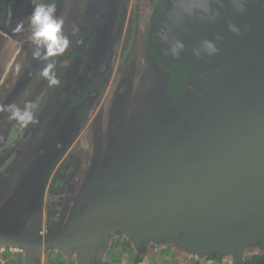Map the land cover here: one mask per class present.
<instances>
[{
    "label": "rangeland",
    "instance_id": "1",
    "mask_svg": "<svg viewBox=\"0 0 264 264\" xmlns=\"http://www.w3.org/2000/svg\"><path fill=\"white\" fill-rule=\"evenodd\" d=\"M155 1L0 0V25L3 27L0 29V107L16 104L23 109L26 103L33 102L37 105L35 114L38 119L37 124L24 128L10 119L9 112L0 111V230L31 238L59 234L91 208L138 182L155 163L158 156L153 154L151 146L152 128H157L161 137L167 130L168 118H172L156 105L162 102L161 84L165 77H158L155 64L147 57L152 44L150 35ZM52 2L56 4V16L64 22L62 31L69 38L70 45L62 55L40 60L33 55L36 46L30 39V16L36 4ZM255 14L257 19L251 29L255 38L254 53L264 54V45L260 44L264 36L263 20L258 11ZM170 21V26L179 27L178 21L172 22L171 17ZM21 23L23 27L17 31V25ZM74 27L78 29L75 33ZM166 34L163 31L160 34L164 56L177 60L171 54V47L178 35L185 38L183 27L182 30L174 28L167 41L163 39ZM95 58L99 62L97 68H103L93 80L99 96L89 107L87 102L84 105L86 113L83 107L80 114L84 112L85 116L78 117V107L75 110L67 108L65 100L68 91L76 89L72 86L81 83L88 63ZM53 61L60 84L49 87L41 72L47 63ZM260 72L264 77V67ZM129 85L143 90L134 89L131 93ZM259 98L263 96L257 95L256 101ZM119 101L123 104L117 106ZM124 102L127 105L120 111ZM127 107L130 108L128 113ZM88 109L94 113L88 115ZM95 111H98L97 115H94ZM211 111L206 123L208 127L201 131L207 136V143L209 140L214 142L211 138L217 135L215 129L209 128L217 114V110ZM161 116L167 120L158 126L155 121ZM120 123L122 125L115 131V125ZM112 124L113 130L108 133ZM220 130L223 131L221 125ZM187 154L184 152L186 158ZM60 156L61 160L52 170L48 182L44 183L54 161ZM247 158L236 157L222 161V164L229 166L234 178L240 177L242 170L234 168V163L241 159L245 164ZM245 167L255 171L250 163ZM182 174L165 165L157 184ZM161 184L154 188V193H161ZM127 212L126 209L124 215ZM238 212L239 216L242 211ZM234 218L229 212L224 220ZM245 218L250 219L249 223L254 221L249 224L251 231L248 235L245 233L246 236L235 240L221 238L220 246L229 245L232 253H240L249 249L253 241H262L264 217L245 215ZM106 219L111 225L117 222L113 217H104L94 224L106 222ZM238 222L221 223L216 230L223 232L222 237L231 231L238 234ZM168 241L148 240L147 253L141 264L157 261V254H152L158 246L166 253ZM138 244V240L109 234L81 242L67 249L69 251L21 252L16 248L2 251L0 247V264L2 261L5 264H35V257L42 255L46 256L45 264H94L95 259L97 264H133ZM84 249L88 250L89 256ZM251 250L245 254L246 259L252 256ZM258 251L261 254L257 255L264 254L263 250ZM38 264H41L39 260Z\"/></svg>",
    "mask_w": 264,
    "mask_h": 264
},
{
    "label": "flooded vegetation",
    "instance_id": "2",
    "mask_svg": "<svg viewBox=\"0 0 264 264\" xmlns=\"http://www.w3.org/2000/svg\"><path fill=\"white\" fill-rule=\"evenodd\" d=\"M220 1V0H219ZM227 0L220 1L221 4L226 3ZM246 11L241 13L237 10V7L232 4L231 9L228 13L223 12L220 9H214L220 11L224 18L227 19L230 17V14H234V25L242 31V36L239 39V42L247 47L248 53L243 55L245 60V69L238 70L234 73L231 72L229 67H224L222 69H218L215 71H208L202 73L199 77H197V65H196V56L193 51V47L195 45L196 34L193 32V29L197 26L198 19L197 17H192V21L188 22L187 25L185 22H179V30H182L186 35L185 38L178 35V39L184 44V49L179 53V59H194L193 62V71H188L187 74H192L193 79L190 80L186 86L185 90V104L181 107L180 103H175L173 98H170L167 95L166 81L171 76L169 71L162 70L157 61H154L151 57V51L155 47V43L153 42L154 37L151 36L154 30V21L152 22L151 28V46L148 49V59L155 64L156 73L158 77H165V81L162 82V102H157L156 105L159 108H163L166 113L172 116V118H168L169 123L167 125V130L161 134L157 133V128H152L151 135V146L153 150V154L158 156L156 161L164 155L167 150L178 141L183 134L188 133L195 129L201 121L202 111L205 105V102L208 97L213 95H218L226 100H228L237 110L246 112V113H257L264 111V77L261 76L260 69L264 67V54H255L253 42L255 41L251 29L256 22L257 16L256 12L258 11L262 17L261 22L264 25V0H247L245 4ZM254 9L253 11H251ZM214 10L211 12L209 10L206 15H212ZM201 14V13H199ZM198 14V15H199ZM205 14V13H202ZM249 24V25H248ZM163 31V30H162ZM189 32V34H188ZM176 38V39H177ZM260 44L264 45V36L260 39ZM161 46V44L159 45ZM163 59L170 60L165 57V53L162 50ZM190 51L192 53H190ZM172 62V60H170ZM191 66V65H190ZM97 74V73H96ZM95 77V76H94ZM262 77V78H260ZM94 80V78H93ZM92 85L93 84V81ZM130 86V91L134 89L140 91L142 88L132 87ZM72 88H76L73 90L74 92L78 90V86H72ZM96 94L91 96L87 101L89 103L88 107L91 104H94L93 99L98 95L99 91L96 86H93ZM72 91V90H71ZM260 95L263 98H259L256 101V96ZM92 101V102H91ZM122 101V100H121ZM121 101L117 103L119 106L123 104ZM121 102V103H120ZM127 102H124L120 111L125 108ZM127 113L130 111V108L127 107ZM217 110L216 118L213 119L210 123L214 122L210 129H215V135L211 139L215 142L209 140L207 143V136H203L201 131L203 132L208 126V118L210 117L212 110ZM98 111H95L94 115H97ZM94 110L89 111L88 115L93 114ZM116 114V110L114 112ZM175 114L177 118H175ZM232 118V119H231ZM87 119V118H86ZM231 119V120H230ZM154 120V118H153ZM167 119L162 116L159 117L155 123L156 125H160L162 121H166ZM231 122H228V121ZM182 121V122H181ZM116 122V121H115ZM217 122V123H216ZM115 124V123H114ZM114 124L108 127L107 132H112ZM235 124V125H233ZM122 123L115 125V131L120 128ZM220 125L223 126V131L220 130ZM225 125V126H224ZM230 125H233L229 128ZM141 126V123L139 124ZM157 127V126H156ZM110 135V134H109ZM113 135V133H111ZM105 136H108L105 133ZM203 136V137H201ZM202 140L200 144H197L199 140ZM121 140V139H120ZM205 140V141H203ZM184 152H188L189 155L187 158L184 156ZM199 152L200 156L209 162L218 161L219 159H224L223 161L233 160L236 157L246 158L248 157V162L250 166L255 169V171L249 170L247 166L249 163H243V160L239 159L235 161L236 166H238L242 170V174L233 177L234 174H231V179L227 181V183H218L215 186V191L210 185H207L205 188H212L210 191L204 190L203 187L200 188V197H208L212 195H230L232 197H236L243 202L248 203L252 208H262L264 207V117H250L243 116L234 111H232L226 104L222 102H212L206 107V112L204 114V123L201 129L197 134L193 135L188 141L183 143L175 152V154L166 162L165 165H168L172 171H181L182 175H174V177H186L189 178V157L195 155ZM183 155V156H180ZM252 158V159H251ZM251 160V161H250ZM155 161V163H156ZM154 163V164H155ZM153 164V165H154ZM152 165V166H153ZM163 166V168L165 167ZM151 166V167H152ZM161 169V171L163 170ZM224 170L230 172L227 169V166L223 167ZM150 170V169H149ZM148 170V171H149ZM148 171L142 176V178L148 173ZM161 173V172H160ZM238 175V174H237ZM170 177V178H172ZM141 178V179H142ZM140 179V180H141ZM169 179V178H168ZM139 180V181H140ZM160 174L158 176V180L154 181L152 185L146 190L143 194H141L136 199H133L128 204L124 205L120 210V216L115 214L105 215L96 220H100L104 217H113L117 220L116 224L111 225L110 221L106 219L105 221H109L108 226L111 227H119L123 225V219H127L129 213H136L134 216H137L140 211L144 210V206L146 202H141L142 199L155 200L166 194V183L168 180L166 179L163 183H159ZM138 181V182H139ZM137 183V182H136ZM135 183V184H136ZM133 184V185H135ZM161 184L162 191L160 194L154 193V188H157ZM132 185V186H133ZM155 185V186H154ZM130 186L129 188H131ZM195 186V184H194ZM129 188L120 192L119 194L125 192ZM197 188V187H196ZM118 195V194H116ZM115 195V196H116ZM113 196V197H115ZM111 197V198H113ZM109 199V198H108ZM105 201V200H104ZM149 203V202H147ZM171 201L165 203V205L169 206ZM128 210L127 214L124 215V211ZM241 209V210H240ZM173 216H170V220L165 221L161 219V223L157 224V229H152L153 233H162L163 236L168 235H178L179 233H192L188 237H173L169 239L168 249L172 248H184L187 250V253L194 256L195 253L202 254L204 252H226L228 250L229 245L220 246L221 238H230L231 240H235L236 237L240 238V236H246L245 233H248V224L246 225V221L250 220L245 218V215L254 217L255 214H262L264 216V211H251L246 208L240 207L238 205H234L228 202L221 201H212L208 203H203L200 205H191L188 202H183L181 205L174 206L171 210ZM239 211V212H238ZM242 213L238 216L237 212ZM234 215V219H226L225 216L228 214ZM155 217H157V212L149 216V218L145 222L136 223L137 227H141L152 221ZM245 218V220H244ZM248 219V220H247ZM238 220H241L238 222ZM238 222L240 226H238L239 232H232L228 235L222 237V233H218L217 228L222 224H231L232 222ZM103 223V222H101ZM194 224H198L201 227L209 230L215 235L214 239L203 242L199 239L198 235L191 227ZM253 223L251 222V225ZM221 226V225H220ZM164 231V232H162ZM124 232H116L111 233L116 236H126V239L132 240L131 235L129 234H120ZM241 233V234H240ZM221 234V235H220ZM233 234V235H232ZM109 235V234H108ZM105 236V235H104ZM147 236V235H145ZM154 236V235H153ZM133 237V236H132ZM155 238V237H152ZM158 240V239H156ZM163 240H158V242H162ZM175 241L177 243H175ZM264 242V240H263ZM255 244L256 241H253ZM261 243V242H260ZM258 244V243H257ZM264 244L261 243L260 246ZM138 248V247H137ZM14 250V249H13ZM264 251V249H262ZM39 250H34L31 252H38ZM264 255V254H262ZM37 259V258H35Z\"/></svg>",
    "mask_w": 264,
    "mask_h": 264
},
{
    "label": "water",
    "instance_id": "3",
    "mask_svg": "<svg viewBox=\"0 0 264 264\" xmlns=\"http://www.w3.org/2000/svg\"><path fill=\"white\" fill-rule=\"evenodd\" d=\"M197 19V26L193 29V32L196 34V43L193 47V50H198L200 48L201 41L203 40L214 41L217 45V48L219 49L218 53L214 56L209 57L201 54L199 58L196 57L198 71L197 77H199L204 72L215 71L224 67H229L232 73L238 70H244L245 60L243 55L247 54L248 50L247 47L243 46L239 42V39L242 36V31L239 29V34H234L229 30V25H234V14L231 13L230 17L225 19L220 11L214 10L212 15L201 13L198 15ZM2 28L3 27L0 25V29ZM212 102H222L226 104L232 111L243 116L255 118L264 117V111L257 113L242 112L237 110L225 98L218 95L210 96L205 102L202 111V118L198 126L192 131L183 134L182 137L156 161L148 173L131 188L121 194L116 195L113 198L106 199L99 205L91 208L65 231L48 238H31L13 232L0 230V245L28 251L44 249L63 251L94 237H101L116 232H124L138 238L146 237L145 235L148 237L159 238L163 236L162 233L160 232L155 234L151 232L152 229L158 228L157 224L162 222L160 220L163 219V217H165V221L170 220V216H173L171 213L172 208L174 206L181 205L183 202H188L191 205H200L212 201H221L232 203L251 211H264V207L252 208L248 203L230 195H212L208 197L197 196L201 193V187L208 191L213 188V191H215L216 184L227 183V181L232 177V172H227L223 168L225 167V165L222 164L224 159H219L217 162L205 161L200 156L199 152H197L188 159L190 166V177H172L167 179L168 182L166 183V194L155 200L147 201L148 198L142 199L141 202H146L144 206L145 209L140 211L137 216H134L136 213H129L127 219H123V225L119 227L108 226V221L94 224L96 219L105 215L113 213L120 216V210L124 205L139 197L149 189L154 181L158 180L161 169L166 164V162L175 154L177 149L183 143L188 141L201 129L204 123L206 107ZM226 160L230 161L228 159ZM235 167L239 168L234 163V168ZM228 168L229 166H227V169ZM207 185H210L212 188H205ZM169 201L172 203H170L169 206L165 205V203ZM156 212L157 217H155L152 221H149L141 227H137L136 223L145 222L149 216ZM191 229L196 232L199 239L203 242L215 238V235L212 232L198 224H194ZM134 237H132L133 240L135 239Z\"/></svg>",
    "mask_w": 264,
    "mask_h": 264
},
{
    "label": "trees",
    "instance_id": "4",
    "mask_svg": "<svg viewBox=\"0 0 264 264\" xmlns=\"http://www.w3.org/2000/svg\"><path fill=\"white\" fill-rule=\"evenodd\" d=\"M173 1L174 0H156L155 1L154 14L152 17V20L154 21V30H153L152 36L154 37L153 42L155 43L154 44L155 47L152 49L150 54H151L152 59L158 62L162 70L169 71L171 73V76L166 81V88L168 90L167 95L170 98H173L176 104L180 103L182 107L185 104L186 86L188 82L193 79V75L187 74V72L193 71L194 59H184V60L177 59V60H172V62L170 60L169 61L165 60L163 59L161 46H159L160 45V34L162 33V30H163V34L167 32V34L164 35V37L168 38V36L170 35V32H172L174 28H178L177 26L172 27L169 25V23H171V21L169 22L170 17H171L172 22L178 21V24L181 21V22H185L187 25L188 22L192 21L191 19L192 17L190 18V17L185 16L182 12H180L178 8H177L178 13L174 10L175 8H174ZM232 4H233L232 0H227V2L224 4H221L219 0H211L210 11L212 12L214 9H220L223 12L228 13L231 9ZM175 41H180V40L177 38L175 39ZM190 53L192 52L190 51ZM98 63H99L98 58H95V60L92 63H88L86 71L84 72V76L82 78L83 80L78 85V90L75 92L68 91L69 94H67L68 98L65 100V103L67 105V108L72 109V110H75L76 107H78L77 108L78 114H79L78 117L85 116V113L87 110H85L84 105H86L88 99L91 96L96 94L91 81H93V78L99 69L103 70L102 66L97 68ZM82 108L83 110H85V113L83 112V114L80 115ZM60 160H61V156L56 161H54L49 173L44 179V183L48 182L51 176L52 170L56 167V165L58 164ZM120 234H124V233H120ZM191 234L192 233L190 232L189 233L182 232V233H179L178 235H168V236L166 235V236H161L159 238H152L148 236L138 238L136 236L135 237L133 236L135 238L134 240H138V243H139L138 248H137L138 251L136 255V260L133 264L143 263V260H144L143 255L147 253L146 242L148 240L150 239L168 240L176 236L184 238V237L190 236ZM131 239H133L132 236H131ZM0 246L4 247L5 249H14L13 247H9V246H3V245H0ZM18 250H20L21 252L24 251L23 249H18ZM48 250H54V249H48ZM63 251H69V250H63ZM28 252H31V251H28ZM181 252L187 255L185 252L183 251ZM211 258H215V256ZM35 261H36L35 264H38V260H35ZM97 263L98 261L95 259L94 264H97ZM244 264H264V255H252L246 259Z\"/></svg>",
    "mask_w": 264,
    "mask_h": 264
},
{
    "label": "clouds",
    "instance_id": "5",
    "mask_svg": "<svg viewBox=\"0 0 264 264\" xmlns=\"http://www.w3.org/2000/svg\"><path fill=\"white\" fill-rule=\"evenodd\" d=\"M211 0H174V7L178 8L187 17H198L199 13H208L210 10ZM234 6L241 13L246 11L245 4L247 0H232ZM63 20L56 16V4L39 3L36 4L31 16L30 24L32 26L31 41L36 46L34 57L40 60H49L52 57L62 55L69 47L70 40L63 33ZM23 24H18L16 30L19 31ZM229 30L234 34H239V29L235 25H229ZM78 29L73 28V32ZM167 41V37H163ZM219 39V38H218ZM80 43V41H78ZM184 44L181 41H175L171 47V54L174 59H179V53L183 51ZM195 56L199 58L201 54L206 56H214L219 49L214 41H201L200 48L193 50ZM55 62H49L43 68L41 75L47 79L49 87L58 86L59 79L54 71ZM37 105L33 102H28L23 109L16 104L0 107V111L10 113V119L15 120L20 126L26 128L29 125L38 123L35 114Z\"/></svg>",
    "mask_w": 264,
    "mask_h": 264
},
{
    "label": "crops",
    "instance_id": "6",
    "mask_svg": "<svg viewBox=\"0 0 264 264\" xmlns=\"http://www.w3.org/2000/svg\"><path fill=\"white\" fill-rule=\"evenodd\" d=\"M255 215L256 216L254 217H258V218L264 217L262 214H255ZM245 223L246 225L248 224L247 232H250L251 228L249 224L251 223L247 221ZM252 223H254V221H252ZM260 240L262 241H257L255 244L254 243L250 244L251 246L250 248H252L251 250L252 255H257L259 253L261 254V251L258 250L264 249V245L262 247L259 245L260 242L264 244L263 242L264 238ZM159 248L160 247L158 246L157 249H155L156 251L154 252V254H152V255L157 254V258H158V260L157 261L154 260L152 264H244L247 256L245 254H247V252L250 250V248L249 249L245 248L240 253H232V250L228 249L226 252L212 251V252H204L202 254L195 253L194 256H192L189 253H187V250L182 248V246L181 248L179 247V248L169 249L165 251L166 253H164V251H161V249ZM84 250H85V254L89 256L88 250L86 249ZM181 251L185 252L188 256L182 253ZM214 256L215 258H211ZM35 258H37L41 262V264H45V258H46L45 255L36 256ZM2 263L5 264L4 261H2Z\"/></svg>",
    "mask_w": 264,
    "mask_h": 264
},
{
    "label": "built area",
    "instance_id": "7",
    "mask_svg": "<svg viewBox=\"0 0 264 264\" xmlns=\"http://www.w3.org/2000/svg\"><path fill=\"white\" fill-rule=\"evenodd\" d=\"M1 247V246H0ZM2 248V251H4L5 250V248L4 247H1Z\"/></svg>",
    "mask_w": 264,
    "mask_h": 264
}]
</instances>
